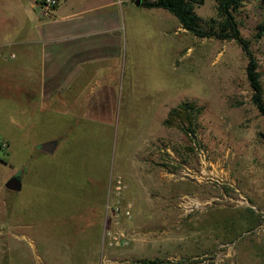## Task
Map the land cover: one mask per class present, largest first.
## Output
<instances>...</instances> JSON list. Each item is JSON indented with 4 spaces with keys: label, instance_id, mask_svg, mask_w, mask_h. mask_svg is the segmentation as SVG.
Returning a JSON list of instances; mask_svg holds the SVG:
<instances>
[{
    "label": "rangeland",
    "instance_id": "rangeland-1",
    "mask_svg": "<svg viewBox=\"0 0 264 264\" xmlns=\"http://www.w3.org/2000/svg\"><path fill=\"white\" fill-rule=\"evenodd\" d=\"M217 7H195L205 27ZM0 8L1 46L30 32L13 2ZM159 11L127 13L120 48L85 62L51 104L40 75L11 72L31 65L27 45L0 47V264H264V116L248 60ZM236 18L264 88V0ZM182 102L201 109L195 134L163 124ZM56 139L53 155L40 151ZM17 174L19 193L5 186Z\"/></svg>",
    "mask_w": 264,
    "mask_h": 264
},
{
    "label": "crops",
    "instance_id": "crops-1",
    "mask_svg": "<svg viewBox=\"0 0 264 264\" xmlns=\"http://www.w3.org/2000/svg\"><path fill=\"white\" fill-rule=\"evenodd\" d=\"M40 1L9 0L16 5L20 18L17 30L22 28L30 32L3 34L5 44L0 47L27 45V50L33 53L31 65L20 64L12 68L11 72L21 78L23 74L40 75L43 96L47 101L59 98V95L62 97L72 87L83 72L82 65L85 62L111 58L120 48L125 15L133 12L134 8H143L136 5L137 0H59L53 16L43 17ZM147 10L157 12L159 17L163 16V13H159L161 9ZM0 59L3 60L1 53ZM1 63L0 87L3 88ZM5 67L4 70H8ZM91 83H87L89 87L83 85L80 89L94 91L97 81Z\"/></svg>",
    "mask_w": 264,
    "mask_h": 264
},
{
    "label": "trees",
    "instance_id": "trees-1",
    "mask_svg": "<svg viewBox=\"0 0 264 264\" xmlns=\"http://www.w3.org/2000/svg\"><path fill=\"white\" fill-rule=\"evenodd\" d=\"M216 1L218 2L217 14L220 21H214V24L208 27L204 26L203 19L195 11V7L204 5L206 0H142L141 7L168 11L176 17L186 32L197 38L235 41L248 60L246 74L253 91L252 102L259 113L264 116V88L258 70V60L251 48V42L243 37L236 18L237 10L247 0ZM259 29V36H263L264 24L260 25ZM200 113L201 109L196 108L194 103L182 102L169 111L163 124L166 127H178L186 135L195 134L194 126ZM142 264H159V261H143Z\"/></svg>",
    "mask_w": 264,
    "mask_h": 264
},
{
    "label": "water",
    "instance_id": "water-1",
    "mask_svg": "<svg viewBox=\"0 0 264 264\" xmlns=\"http://www.w3.org/2000/svg\"><path fill=\"white\" fill-rule=\"evenodd\" d=\"M141 3H142V0H138L136 2V5L140 6ZM59 144H60V141L58 139L51 140V141L42 143L39 149L44 154L53 155L56 152ZM5 186L9 191L17 192V193L21 192L23 189L22 175L21 174L14 175L9 181H7Z\"/></svg>",
    "mask_w": 264,
    "mask_h": 264
},
{
    "label": "built area",
    "instance_id": "built-area-1",
    "mask_svg": "<svg viewBox=\"0 0 264 264\" xmlns=\"http://www.w3.org/2000/svg\"><path fill=\"white\" fill-rule=\"evenodd\" d=\"M59 0H41L39 3L40 11L43 17H51L59 5ZM120 185V183H119Z\"/></svg>",
    "mask_w": 264,
    "mask_h": 264
}]
</instances>
